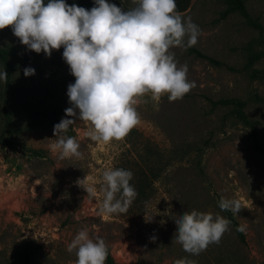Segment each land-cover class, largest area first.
<instances>
[{
  "label": "rangeland",
  "instance_id": "374dc122",
  "mask_svg": "<svg viewBox=\"0 0 264 264\" xmlns=\"http://www.w3.org/2000/svg\"><path fill=\"white\" fill-rule=\"evenodd\" d=\"M108 2L133 7L131 0ZM244 2L262 25L261 35L237 13L223 15L220 0H192L181 13L202 28L192 46L221 65L171 48L178 66L188 65L191 89L176 101L166 94L159 101L142 98L138 123L120 140L94 142L84 135L87 123L77 121L66 135L78 140L81 155L64 159L49 149L54 123L30 130L27 109L69 107L67 86L75 77L57 50L37 54L11 26L0 29V48L13 64L7 101L20 131L10 143H0V264H20L26 256L32 264H74L75 252L67 245L82 228L103 237L113 264H174L182 258L195 264H264V0ZM254 53L258 59L247 66ZM26 67L35 74L26 77ZM228 99L245 103L255 135L232 105L213 103ZM110 168L133 173L137 196L125 213L100 212L102 173ZM78 179H84L82 186ZM221 197L239 202L238 215L229 211L245 226V243L229 225L219 243L199 255L185 252L173 239L175 216L195 209L225 217Z\"/></svg>",
  "mask_w": 264,
  "mask_h": 264
},
{
  "label": "clouds",
  "instance_id": "9594fccd",
  "mask_svg": "<svg viewBox=\"0 0 264 264\" xmlns=\"http://www.w3.org/2000/svg\"><path fill=\"white\" fill-rule=\"evenodd\" d=\"M123 10L108 0H94L90 9L69 5L65 0H0V29L11 26L12 33L27 50L50 56L61 47L62 59L75 77L67 86L69 107L54 124L50 151L60 159L81 155L78 140L66 133L86 122L84 135L94 142L108 143L125 137L138 123L136 106L150 96L159 101L183 97L195 81L188 79V65L178 66L173 47H191L199 38L201 26L176 10V0H131ZM24 75L35 74L32 67ZM8 74L0 71V81ZM133 173L110 168L102 173L103 199L100 212L125 213L137 192L130 181ZM76 183L82 186L84 179ZM93 191L92 188L87 189ZM119 194V196L117 195ZM219 208L238 215L235 199L221 197ZM152 215L146 217L151 221ZM173 239L182 249L199 255L210 244L219 243L231 221L211 212L184 211L175 216ZM238 231H244L240 225ZM155 239V235L151 236ZM75 252L74 264H104L107 245L99 234L93 238L87 228L77 232L67 245ZM174 264H195L187 258Z\"/></svg>",
  "mask_w": 264,
  "mask_h": 264
},
{
  "label": "trees",
  "instance_id": "16d2710c",
  "mask_svg": "<svg viewBox=\"0 0 264 264\" xmlns=\"http://www.w3.org/2000/svg\"><path fill=\"white\" fill-rule=\"evenodd\" d=\"M192 0H176V10L179 13L185 12L191 4ZM225 5V10L223 15H228L231 13H237L246 22L254 29H256L259 34L263 33L262 25L257 21L253 20L247 11L244 0H220ZM65 2L69 5L76 4L77 6L84 7L85 9H90L94 6V0H65ZM63 48L57 50L62 58ZM188 54L194 55L195 57L205 59L209 63L220 66L221 63L214 60L213 58L206 56L199 50L195 49L193 46L186 48ZM258 59V54L254 53L249 55L247 66H251ZM65 62V61H64ZM0 67L1 70L8 74L7 80L3 81V85L0 87V119L3 123V128L0 130V143H10L11 134L20 133V131L15 128L14 125V110L9 106L7 101L8 87L11 84V80L13 77V64L9 58V53L7 50L0 48ZM69 67V66H68ZM218 105H232L234 107V113L236 116L243 121L244 124L249 126L253 134L255 135V129L252 126V123L247 119L243 108L245 103L239 101L237 99H228V100H218L217 102H213ZM67 107H53V108H31L27 109V114L29 116L30 122L28 124L29 129L33 130L35 127L43 124V123H58L62 117H64V110ZM14 128H11V127ZM254 149L261 151L260 148L254 146ZM225 218L231 221L230 226L234 229L235 235L241 243H245V235L242 231H238L239 227L238 222L232 215L229 210H223ZM20 264H32L28 256L24 258V260ZM107 264H113L112 259L107 255Z\"/></svg>",
  "mask_w": 264,
  "mask_h": 264
}]
</instances>
